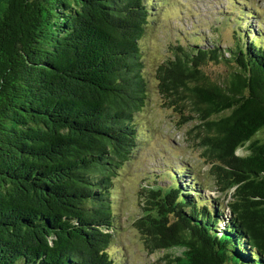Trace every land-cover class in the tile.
I'll list each match as a JSON object with an SVG mask.
<instances>
[{
    "label": "trees",
    "instance_id": "obj_1",
    "mask_svg": "<svg viewBox=\"0 0 264 264\" xmlns=\"http://www.w3.org/2000/svg\"><path fill=\"white\" fill-rule=\"evenodd\" d=\"M167 2L0 0V264H120L114 193L148 138L144 35ZM235 11L232 45L185 35L153 76L210 165L211 185L181 165L139 191L133 224L181 250L169 264H264V34Z\"/></svg>",
    "mask_w": 264,
    "mask_h": 264
},
{
    "label": "rangeland",
    "instance_id": "obj_2",
    "mask_svg": "<svg viewBox=\"0 0 264 264\" xmlns=\"http://www.w3.org/2000/svg\"><path fill=\"white\" fill-rule=\"evenodd\" d=\"M167 3H162L159 10L153 11L156 15L151 17L144 35L146 47L143 58L152 81L143 112L148 138L138 144L134 157L120 171L119 188L114 193L117 198L114 200L118 202L115 212L118 229L115 230L111 252L120 264H169L168 259L180 252L175 248L151 251L146 246L133 224L137 217L146 213L142 208L145 198L139 195L141 188L156 186L155 182L161 180L158 177L166 170L181 165L198 174L202 182L211 185L207 180L210 165L202 154L200 138L195 136V129L190 131L197 120H190L193 113L187 103L176 106L159 92L153 81L156 68L165 59H173L171 45L178 41L182 44L188 42L183 38L185 35L201 33L209 40L215 34L223 47L232 45L235 24L224 22L223 18L232 11L238 14L235 9H243L241 16L249 22V26L259 28L264 34V0H169ZM245 10L252 11L247 15ZM204 70L215 78L223 77L228 67L211 62ZM237 153H244L243 148ZM205 196L213 198V189H204Z\"/></svg>",
    "mask_w": 264,
    "mask_h": 264
},
{
    "label": "water",
    "instance_id": "obj_3",
    "mask_svg": "<svg viewBox=\"0 0 264 264\" xmlns=\"http://www.w3.org/2000/svg\"><path fill=\"white\" fill-rule=\"evenodd\" d=\"M180 252H181V250H180Z\"/></svg>",
    "mask_w": 264,
    "mask_h": 264
}]
</instances>
